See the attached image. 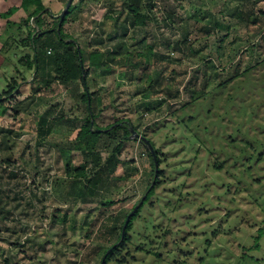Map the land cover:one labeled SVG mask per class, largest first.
Returning <instances> with one entry per match:
<instances>
[{"label":"rangeland","instance_id":"obj_1","mask_svg":"<svg viewBox=\"0 0 264 264\" xmlns=\"http://www.w3.org/2000/svg\"><path fill=\"white\" fill-rule=\"evenodd\" d=\"M45 1L54 16L45 15L48 29L68 0ZM83 1L65 31L83 47L101 34L105 44L89 50L100 46L124 59L105 72L84 63L95 121L104 128L128 120L155 142L165 174L135 220L128 260L107 264H264V0H141L142 11L151 15L145 25L133 22L131 0ZM239 10L254 11L259 21L241 19ZM187 21L194 53L177 43ZM217 21L230 28L216 27ZM4 24L0 15V92L17 65L24 70L17 59L29 52L16 50L13 40L22 41L34 26L31 21L17 32ZM204 25L212 30H202ZM154 43L148 57L134 54ZM141 59L146 64L134 67ZM157 67L164 69L160 80ZM23 73L30 82L34 73ZM26 79L0 113V143L7 135L13 155L5 162L0 150V264H101L116 234L99 237L97 201L75 204L64 195L69 182L62 154L68 151L59 146L74 140L77 129L56 125L37 142L41 114L64 110L77 126L83 123L84 84L55 82L41 91L43 99L31 100L33 84ZM18 104L25 106L21 114ZM72 159L79 165L86 157L75 150ZM120 160L108 185L116 200L111 211L122 216L152 181V164L135 137L125 142Z\"/></svg>","mask_w":264,"mask_h":264},{"label":"trees","instance_id":"obj_2","mask_svg":"<svg viewBox=\"0 0 264 264\" xmlns=\"http://www.w3.org/2000/svg\"><path fill=\"white\" fill-rule=\"evenodd\" d=\"M131 1L132 2L129 4V11L133 14V22L138 25H145L151 18L150 13L142 11V6L140 4L141 0ZM83 2V0H74L63 20H61V17L58 15L57 19L54 20V27L46 29L43 28L45 24V15L54 17L50 12V8L43 2V0H22L21 6L29 11V14L23 24L17 25V32H21L24 27L29 28L31 21H33L34 26L33 29L29 28L28 37L23 38L20 42L13 40L14 43L12 44H15L14 47L16 50L19 49V47H23L24 49L26 47L29 49V52L32 51L33 54L24 51V56L18 57L17 61L20 65L24 66V70L21 71L20 67L17 65L16 74L11 77L7 86H5L0 92V113L6 111L5 99L12 96L13 93L20 88L22 85V79H26L27 76L23 71H32L34 73L30 82L27 81L28 79L25 80L28 83L33 84L32 93L28 95L31 100L37 98V96L43 99V96H40L41 91L51 89L55 82L60 85L63 84L64 86H68L69 83L77 79L82 80L85 91L82 92V94L80 92V99L87 103V114L84 117L83 123L80 126H77L76 120L68 118L64 110H61L57 115L50 110L51 112L41 114L37 118V142L38 144H41L45 141L46 137L54 130L56 125H65L77 129V134L74 140L70 141L67 145L64 144L63 146H59L63 147L62 150L68 151L67 153L62 154L65 173L69 182V188L64 194L65 200L75 204L81 202L88 204L96 201L99 203L101 208L100 216H103L99 228L102 233L99 237H104L106 231H109L112 235L116 234V240L105 249L102 260L105 256L106 257L103 264H107L114 260L124 262L128 260V256L130 255L128 245L132 242L131 232L134 229L135 220L140 215L145 203L156 192L158 185L163 181L165 174L163 168L160 166L163 158L160 154L159 148L156 147L155 142L147 137L151 140L157 153L159 168L157 172H155L156 160L153 153L149 150L147 144L143 140L136 138L146 147L147 153L151 158L152 181L147 185L145 193L137 200L130 211L125 212L122 216H120V214L115 215L110 207L115 204L116 200L111 194V187L108 185V181L110 180V176L114 174V170L118 163L121 161L120 154L125 142L131 139V128H135V126L128 120L122 119L115 123H110L103 128L95 121L97 115L93 110L94 96L88 88L87 79L89 73L88 70H85L84 63L89 61L93 67L100 68L105 72L112 69V63L122 64L124 59L122 58L123 56L121 57V60L119 58L117 59V52L101 48L100 46H98V50H89L93 45L97 46L99 44H105V38H103L101 34H97V36H95L86 47H83L80 44L79 39L74 38L71 34L65 31L64 25L70 21V19H74V17L77 18L80 15ZM17 9L18 7L10 8L7 12L3 13V17H9ZM253 13L254 11L251 10L247 12L239 10L237 14L241 19L246 18V20L249 19L250 21L258 22L260 16H254ZM261 23L263 24L260 27L264 30V20H262ZM36 26L39 30H37ZM201 27L202 30L205 29L208 32L212 30L210 25H204ZM216 27L229 29L230 25L217 21ZM188 28H190V26L187 21L185 26H182V40L177 43L181 45V48L184 46V49H188L189 52L194 53L192 43L188 41L190 34ZM18 35H20V33H18ZM161 43L165 45L169 44L165 39H162ZM119 46L121 47L122 45L119 44ZM154 49L155 43L146 45V51H137L134 52V54L146 58L149 54L154 53ZM0 50L3 52V49ZM122 53L123 52H121V54ZM159 60H164V58ZM144 64L146 63L141 59L138 62H135L133 66L138 68ZM160 68L161 67H157L154 70L156 80H160L161 73L164 70ZM250 68L251 66L248 67L249 70ZM75 91L76 94H79L78 88H75ZM177 93L178 92L174 95ZM163 101L164 100H157L155 103L161 104ZM153 103L154 102L151 101L147 108L153 106ZM17 107H19L16 111L18 114H21L23 110H25V106L22 104H18ZM8 132L10 133L12 130H7L6 133ZM7 137V135H4L1 138L0 143L2 159L5 162L11 161L13 156ZM75 150L84 152L86 157V160L79 165L73 163L72 151ZM103 150L107 152L106 157L102 156ZM89 165H92V168H90ZM153 182L154 184L150 188ZM145 194L147 196L144 199V202L131 216L123 236V226L127 216L141 201ZM67 216L68 215L65 214L62 219L67 221ZM87 216H89V214ZM87 221L85 223L91 225V223ZM125 251L126 253L122 255Z\"/></svg>","mask_w":264,"mask_h":264},{"label":"crops","instance_id":"obj_3","mask_svg":"<svg viewBox=\"0 0 264 264\" xmlns=\"http://www.w3.org/2000/svg\"><path fill=\"white\" fill-rule=\"evenodd\" d=\"M1 1V0H0ZM6 1H9V3H6ZM43 2L46 4V1L43 0ZM3 3V8L2 11H0V15L3 17V13L7 12L12 7H18V9L9 17H4L5 18V28L8 30L14 29V31L18 30L19 24H23L24 20L27 18L29 11L25 10L21 4L22 0H2ZM47 5V4H46ZM9 7V8H8ZM25 13V15H23ZM19 14V16L23 17L22 19H16L15 17ZM7 25H10L13 28H9Z\"/></svg>","mask_w":264,"mask_h":264},{"label":"water","instance_id":"obj_4","mask_svg":"<svg viewBox=\"0 0 264 264\" xmlns=\"http://www.w3.org/2000/svg\"><path fill=\"white\" fill-rule=\"evenodd\" d=\"M73 1H74V0H68V2L66 3L65 8L62 10L61 14L59 15V16L61 17V20H63V18L65 17V15H66V13L68 12L69 8L71 7ZM84 76H85V74H84ZM131 131H132V135H131V137L139 138V139L143 140V141L147 144L149 150L153 153V155H154V157H155V160H156V162H157V153H156V151H155V148H154V146H153L151 140H149L146 136H144V135H142L141 133H139V132H138L135 128H133V127L131 128ZM156 168H158V162L156 163ZM153 184H154V182L152 183V185L150 186V188L153 186ZM145 197H146V194L143 196V198L141 199V201H140V202L134 207V209H133V210L129 213V215L127 216L126 221H125L124 226H123V236H124V234H125V229H126V227H127V224H128V222H129L131 216L136 212V210L139 208V206L143 203ZM105 257H106V256H105ZM105 257L103 258L101 264L104 263Z\"/></svg>","mask_w":264,"mask_h":264}]
</instances>
